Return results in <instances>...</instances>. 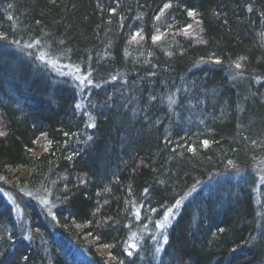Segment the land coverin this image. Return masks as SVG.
I'll use <instances>...</instances> for the list:
<instances>
[{"label": "trees", "instance_id": "trees-1", "mask_svg": "<svg viewBox=\"0 0 264 264\" xmlns=\"http://www.w3.org/2000/svg\"><path fill=\"white\" fill-rule=\"evenodd\" d=\"M260 162L264 0H0V264H264Z\"/></svg>", "mask_w": 264, "mask_h": 264}, {"label": "rangeland", "instance_id": "rangeland-1", "mask_svg": "<svg viewBox=\"0 0 264 264\" xmlns=\"http://www.w3.org/2000/svg\"><path fill=\"white\" fill-rule=\"evenodd\" d=\"M60 68H62V69H64V71L65 72H69V71H71V69L69 68V67H67V66H60ZM74 76H76V74L74 75ZM76 77H78V76H76ZM122 143V142H121ZM119 155L117 156V157H123L124 155H125V152L123 151V149L121 148V151H119V153H118ZM263 162V161H262ZM262 162H260L259 164H257L256 166L257 167H261V171H263L264 170V163H262ZM234 179V178H233ZM208 187H212L211 185H209L208 184ZM256 194H257V196H256V205H259V207H260V205H262L264 202H262L261 201V198H264V174L262 175V177H260L259 178V180H258V185H257V188H256V192H255ZM204 194H207V192H204ZM7 198H9V200H8V202H11L12 200H10V197H7ZM7 201V200H6ZM13 202V201H12ZM11 202V203H12ZM42 204V206L43 207H45V209H48V208H50V206L48 205V203H47V201H46V199H45V201L43 200V202L41 203ZM264 208V207H263ZM262 210V209H261ZM263 212H264V209L262 210ZM16 220H17V218H16ZM161 225H164V226H166V225H168L169 224V219L168 218H166L165 220H163L161 223H160Z\"/></svg>", "mask_w": 264, "mask_h": 264}, {"label": "snow or ice", "instance_id": "snow-or-ice-1", "mask_svg": "<svg viewBox=\"0 0 264 264\" xmlns=\"http://www.w3.org/2000/svg\"><path fill=\"white\" fill-rule=\"evenodd\" d=\"M191 15V13H189ZM156 39H159L158 37Z\"/></svg>", "mask_w": 264, "mask_h": 264}]
</instances>
